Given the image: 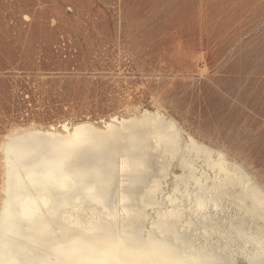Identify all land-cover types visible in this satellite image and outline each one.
Segmentation results:
<instances>
[{"label": "bare ground", "instance_id": "obj_1", "mask_svg": "<svg viewBox=\"0 0 264 264\" xmlns=\"http://www.w3.org/2000/svg\"><path fill=\"white\" fill-rule=\"evenodd\" d=\"M125 109L3 136L0 264H264L258 160Z\"/></svg>", "mask_w": 264, "mask_h": 264}, {"label": "rangeland", "instance_id": "obj_2", "mask_svg": "<svg viewBox=\"0 0 264 264\" xmlns=\"http://www.w3.org/2000/svg\"><path fill=\"white\" fill-rule=\"evenodd\" d=\"M134 104L264 171V0H0V145Z\"/></svg>", "mask_w": 264, "mask_h": 264}]
</instances>
